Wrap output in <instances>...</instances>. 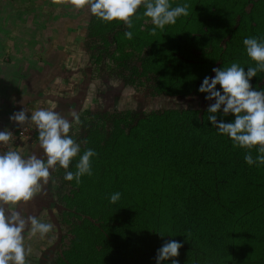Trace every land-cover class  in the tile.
Wrapping results in <instances>:
<instances>
[{"label": "rangeland", "instance_id": "rangeland-1", "mask_svg": "<svg viewBox=\"0 0 264 264\" xmlns=\"http://www.w3.org/2000/svg\"><path fill=\"white\" fill-rule=\"evenodd\" d=\"M185 2L189 15L178 17L175 24L166 25L155 33L150 32L153 25L142 15V10L138 28L144 43L136 48L137 55L130 59L132 64L114 73L108 60L94 57V48L86 37L92 16L86 5L77 9L70 0H0V71L17 75V104L54 110L67 119H71L73 111L77 112L81 123H73L69 135L80 147L81 140L95 130L99 135L96 141L86 138L87 149L119 153L121 159L128 162L129 176L125 177V182L129 183V192L121 190L120 199L109 203V195L119 192L115 187L118 183L112 180L103 184L97 182L101 179L98 178L89 188L95 193H106L105 205L102 202L98 205L106 209L108 204L113 208L134 204L137 217H145L147 224L163 228L162 231L169 223L161 217L154 218L160 206L158 198L149 195V190L157 183L158 169L154 162L158 159L134 153L129 136H125L128 128L146 115L206 109L213 101L204 100L206 94L197 92L201 80L214 75L213 67H227L233 62L245 70L254 66L255 62L247 57L242 44L244 38L254 37L249 23L257 36L264 38V0H170L173 6ZM150 44L157 49L150 48ZM129 48V44L124 43V51ZM146 57L149 67H135ZM250 83L264 88V80L259 78L258 72ZM181 86L187 88L186 94L182 93ZM125 117L132 122H126ZM10 128L23 129L25 137L18 146L11 144L0 152L16 150L22 156L35 154L43 158L31 122L10 124L7 129ZM78 159L79 153L72 158L68 170ZM64 173L65 169L58 165L50 169L47 183L33 198L15 206L21 215L36 216L53 225L43 238L27 230L24 232V244L28 249L26 264H54L63 246L67 245L64 220L70 221L71 217H66L61 200L69 188ZM83 179L84 176L80 181ZM242 184L237 179L230 181L228 187H221L219 198L209 202L210 211H203L210 215L202 219L209 229L219 228L218 231L226 235L225 241L239 237V233L250 228L255 229L258 223L254 225L253 222L260 221L263 229L254 230L251 240L239 237L232 243L231 260L232 264H264V199L249 201L244 198L247 187ZM255 186L247 190L250 197ZM109 187L112 190L107 193ZM132 193L134 199L128 196ZM219 216L223 217L219 219ZM217 220L228 224L225 226L227 232L223 226L214 225ZM255 244L259 245V250L254 252L256 249L250 245ZM172 259L181 264L178 257H170L163 264H170Z\"/></svg>", "mask_w": 264, "mask_h": 264}, {"label": "trees", "instance_id": "trees-1", "mask_svg": "<svg viewBox=\"0 0 264 264\" xmlns=\"http://www.w3.org/2000/svg\"><path fill=\"white\" fill-rule=\"evenodd\" d=\"M142 10V6L138 7L136 15L132 18V39L124 38L123 33L128 29L123 22L102 21L91 16L86 37L92 43L94 57L97 60H108L114 73L117 69L122 71L126 66H130V59L137 55L136 48L144 43L142 31L138 28V18ZM249 25L254 37L259 38L253 25ZM229 36H232V32ZM124 43L130 47L126 52ZM152 46L157 49L154 44H150V48ZM148 62L146 57L135 67H149ZM156 64L157 60L153 67ZM134 68L132 70H135ZM258 76L264 80V72H258ZM177 90L176 85L175 92ZM181 91L183 94L188 92L187 88L182 86ZM207 115L206 109H185L160 115H146L128 128L129 132L125 134L129 136L134 153L148 157L152 155L158 159V162H154L158 169L155 174L157 183L149 190V195L153 199L158 198L160 206L154 218L161 217L162 221L169 223L163 231V228L147 224L144 220L148 219L145 217H137L134 214V204L125 208H113L108 204L106 209L98 205L100 202L105 205L107 195L89 190L96 180L101 178L97 182L103 184L113 180L118 183L115 187L119 192L127 190L130 186L125 182V177L129 176V170L126 165L128 162L122 160L119 153L94 150L96 155L90 158L92 174L84 175L85 179L79 184L68 181L69 188L61 197L64 213L71 219L64 220L67 226V245L63 246L54 264H155L156 250L167 240L182 243L176 256L181 264H232V243L238 241L239 237L251 240L252 233L263 229L261 222H253L254 225L258 223V228H250L227 242L226 235H222L218 231L219 228L209 229L206 223V226L204 225L202 218L205 220L210 214L203 211H210L209 202L219 198L218 195L223 191L221 187H228L230 181L237 179L247 187L244 198L249 201L263 200L264 166L256 163L249 165L244 161L246 153H250L255 159L257 146L234 147L226 135L219 134L213 126L208 125ZM125 118L126 122H132L130 118ZM217 118H220L219 114ZM223 118L227 121L231 120L232 116ZM133 127L136 130L132 129ZM94 131L86 137L88 141H96L99 133L95 134ZM86 138L81 140V152L87 149ZM70 170L75 171V166ZM254 184L256 186L250 192V197L247 190ZM111 190L109 187L106 192ZM128 196L134 199L133 193ZM126 209L127 211H124ZM220 217L223 216H219V219ZM223 224V220L214 222L215 226H223L225 229L228 224ZM225 231L227 232V229ZM155 232L163 233L167 238L160 237ZM250 247L256 249L254 252L259 250L257 244ZM148 257L154 260H149Z\"/></svg>", "mask_w": 264, "mask_h": 264}, {"label": "clouds", "instance_id": "clouds-1", "mask_svg": "<svg viewBox=\"0 0 264 264\" xmlns=\"http://www.w3.org/2000/svg\"><path fill=\"white\" fill-rule=\"evenodd\" d=\"M79 9L87 6L90 14L102 21H121L125 25V39H132L133 17L138 7H143L142 15L150 19L153 27L150 32L163 30L166 25L176 23L178 17L188 16V4L173 6L170 0H70ZM138 18V16H137ZM242 44L247 57L255 62L245 67L231 63L227 67H213L212 77L205 76L197 88L204 93V100L213 101L206 108L208 125L213 126L221 135H226L233 146L241 148L256 147L255 159L250 153L244 161L252 165L264 164V88L254 87L250 81L257 72H264V38L246 37ZM219 85V88H217ZM219 114V119L217 118ZM231 115V120L223 117ZM9 120L21 125L31 122L36 130V138L43 158L35 154L22 156L16 150L0 152V264H26L28 249L24 244V232L43 238L53 225L36 216H23L15 209L19 203L30 201L41 186L47 183L50 169L60 166L65 169L64 179L80 183L81 177L91 175L90 158L96 155L91 148L81 152L80 145L69 135L75 124H80L77 112L71 119L64 118L54 110L37 108L25 114L21 109L9 116ZM7 128L0 129V144H7L12 137ZM79 153L75 171L68 170L72 158ZM120 192L109 195V203L120 199ZM160 237L165 235L155 232ZM181 242L165 241L155 254V264H163L178 255ZM170 264H178L172 259Z\"/></svg>", "mask_w": 264, "mask_h": 264}, {"label": "crops", "instance_id": "crops-1", "mask_svg": "<svg viewBox=\"0 0 264 264\" xmlns=\"http://www.w3.org/2000/svg\"><path fill=\"white\" fill-rule=\"evenodd\" d=\"M17 78V75L13 73L8 75L3 70L0 71V129L8 128L10 124L16 123L15 121L9 120V116L14 112L24 109L27 116L35 110L34 106L28 108L22 104H17V91L19 89V86H17ZM25 123L28 124V122Z\"/></svg>", "mask_w": 264, "mask_h": 264}, {"label": "built area", "instance_id": "built-area-1", "mask_svg": "<svg viewBox=\"0 0 264 264\" xmlns=\"http://www.w3.org/2000/svg\"><path fill=\"white\" fill-rule=\"evenodd\" d=\"M9 131L12 132V137L10 138L9 142L7 144H0V149L3 148V149H6L8 148L11 144H16V146H18V142L19 141H22L23 138L25 137V131L23 129H8Z\"/></svg>", "mask_w": 264, "mask_h": 264}]
</instances>
